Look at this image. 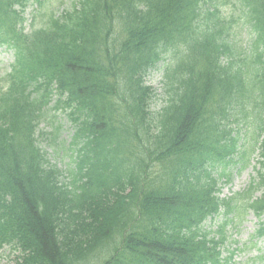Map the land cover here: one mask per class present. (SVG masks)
<instances>
[{
	"label": "trees",
	"instance_id": "trees-1",
	"mask_svg": "<svg viewBox=\"0 0 264 264\" xmlns=\"http://www.w3.org/2000/svg\"><path fill=\"white\" fill-rule=\"evenodd\" d=\"M70 1L27 33L25 9L41 2L0 0V47L14 55L0 85V248L21 253L15 264H227L225 224L203 223L231 207L211 175L234 163L228 123L253 114L264 126V0H231L223 17L206 0ZM159 63L168 100L154 116L145 77ZM58 113L76 186L40 147L39 125L58 134ZM252 190L240 208L261 218L264 192L251 201Z\"/></svg>",
	"mask_w": 264,
	"mask_h": 264
},
{
	"label": "rangeland",
	"instance_id": "rangeland-1",
	"mask_svg": "<svg viewBox=\"0 0 264 264\" xmlns=\"http://www.w3.org/2000/svg\"><path fill=\"white\" fill-rule=\"evenodd\" d=\"M226 11L229 12L230 7L226 9ZM10 60H11V55L8 53H4L2 51V53L0 54V76L2 75V69L7 66ZM159 80H160L159 72L150 75L148 79L149 83L153 85L154 88H156L158 96L162 95L161 85H159ZM156 105H159V101L156 102ZM59 139L60 141L63 139H68L67 128H64L63 132L60 134ZM67 158H68L67 156H64L61 160V163L58 166L62 167V163H65L67 161ZM256 160H257V153H252L250 165L245 166L241 170H239L241 165H236L235 167H231L229 169V171L231 172L232 181L231 183L223 187L220 196L221 198L224 196H229L234 192H238L242 190L248 184L250 178L254 175V171L252 170V168L255 165ZM255 224H256L255 218L250 213H247L243 219V223L235 227L236 230H234L231 226L226 227L227 244L231 243V240L238 242L236 245L233 246L228 245L230 250H233L234 247L241 248V245L244 242H246L249 235L255 229ZM263 249H264V241H261L259 244H257L254 249H251L249 246H247L246 252L243 251L240 252L239 254L235 253L232 262L234 264H238V263L251 264L252 262L248 259H252L255 261L254 264H264V260L262 259L264 257ZM9 251H10L9 247L0 250V260H2L0 264L10 263L12 256L9 257Z\"/></svg>",
	"mask_w": 264,
	"mask_h": 264
}]
</instances>
